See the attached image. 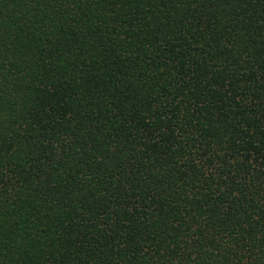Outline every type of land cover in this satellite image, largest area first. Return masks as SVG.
<instances>
[{
	"label": "trees",
	"instance_id": "16d2710c",
	"mask_svg": "<svg viewBox=\"0 0 264 264\" xmlns=\"http://www.w3.org/2000/svg\"><path fill=\"white\" fill-rule=\"evenodd\" d=\"M0 264H264V0H0Z\"/></svg>",
	"mask_w": 264,
	"mask_h": 264
}]
</instances>
